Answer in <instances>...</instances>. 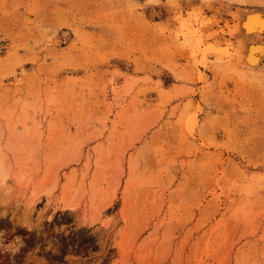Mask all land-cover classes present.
<instances>
[{
    "label": "rangeland",
    "instance_id": "1",
    "mask_svg": "<svg viewBox=\"0 0 264 264\" xmlns=\"http://www.w3.org/2000/svg\"><path fill=\"white\" fill-rule=\"evenodd\" d=\"M254 8L0 0V264H264Z\"/></svg>",
    "mask_w": 264,
    "mask_h": 264
},
{
    "label": "bare ground",
    "instance_id": "2",
    "mask_svg": "<svg viewBox=\"0 0 264 264\" xmlns=\"http://www.w3.org/2000/svg\"><path fill=\"white\" fill-rule=\"evenodd\" d=\"M234 19L229 33L236 45L235 58L247 70L264 71V9L238 11ZM7 177V172L0 166V202L5 204L12 199Z\"/></svg>",
    "mask_w": 264,
    "mask_h": 264
}]
</instances>
